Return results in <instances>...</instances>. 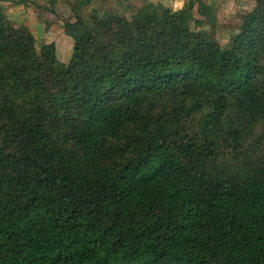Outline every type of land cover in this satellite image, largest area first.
I'll return each instance as SVG.
<instances>
[{"label":"trees","instance_id":"1","mask_svg":"<svg viewBox=\"0 0 264 264\" xmlns=\"http://www.w3.org/2000/svg\"><path fill=\"white\" fill-rule=\"evenodd\" d=\"M92 1L43 80L0 6V264H264V0L226 45L193 0Z\"/></svg>","mask_w":264,"mask_h":264},{"label":"rangeland","instance_id":"2","mask_svg":"<svg viewBox=\"0 0 264 264\" xmlns=\"http://www.w3.org/2000/svg\"><path fill=\"white\" fill-rule=\"evenodd\" d=\"M32 8L43 9L47 12V19L58 18L59 21L48 22L44 26L38 23H29L30 28L25 21H22L19 14L25 12L18 5L12 8L7 7V17L11 16V21L15 26L26 25L36 36V49L39 54L51 44L54 46L58 63L52 66L48 62H42L36 72L35 77L43 80L49 72L61 70L69 61L72 51L73 40L71 37L68 42L61 40L60 31L63 29V21L65 19L74 20L71 6L74 0H29ZM146 1L158 3L168 11H174L181 8L188 0H93L90 4L82 7L80 13L82 16H88L93 10L100 15L106 13H115L136 22V11ZM194 1L193 14L194 17L202 22L196 24L194 20L190 21V27L198 32L212 34V36L221 44L226 45L231 36L239 31L240 23L244 16L252 9L254 0H200L210 8L209 17L206 14H200L197 10V2ZM2 7V6H1ZM6 14V8L2 7ZM44 11V12H45ZM27 13V12H26ZM46 23V22H45ZM59 41V53H56L55 43ZM56 41V42H55ZM61 41V42H60Z\"/></svg>","mask_w":264,"mask_h":264},{"label":"crops","instance_id":"3","mask_svg":"<svg viewBox=\"0 0 264 264\" xmlns=\"http://www.w3.org/2000/svg\"><path fill=\"white\" fill-rule=\"evenodd\" d=\"M29 2H30L29 0H0V6L6 8V15H7L8 14L7 7L12 8L13 5H18L19 8L25 12L24 14H21V15L19 14L21 20L25 21V23L28 24V26L32 29H33V27L29 23H38V24L42 23V25L44 26V24L46 25L48 22L51 23V21H53V22L59 21L58 18H56V17L53 19H47V15H46L47 12L45 10L35 9V8H32L30 5L28 6ZM8 18L11 19L12 17L8 16ZM60 34H61V40L68 42L70 37L64 33L63 29L60 31ZM35 38H36V36H35ZM56 41H55L56 42L55 47H56V53L58 54L60 43L57 39H56ZM71 41H72V39H71Z\"/></svg>","mask_w":264,"mask_h":264}]
</instances>
